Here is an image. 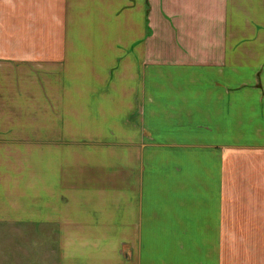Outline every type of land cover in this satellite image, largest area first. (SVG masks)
<instances>
[{"label":"crops","instance_id":"obj_1","mask_svg":"<svg viewBox=\"0 0 264 264\" xmlns=\"http://www.w3.org/2000/svg\"><path fill=\"white\" fill-rule=\"evenodd\" d=\"M0 224L36 264H264V0H0Z\"/></svg>","mask_w":264,"mask_h":264},{"label":"rangeland","instance_id":"obj_2","mask_svg":"<svg viewBox=\"0 0 264 264\" xmlns=\"http://www.w3.org/2000/svg\"><path fill=\"white\" fill-rule=\"evenodd\" d=\"M112 37L118 40H138L140 29L129 32V38L128 36L120 37V32L114 30ZM26 226V224H0V264H36L39 262L37 255H40L41 250L40 239H33L30 232L26 231Z\"/></svg>","mask_w":264,"mask_h":264}]
</instances>
